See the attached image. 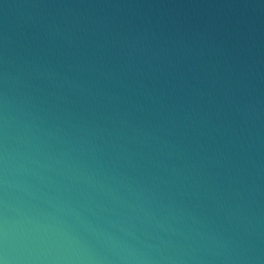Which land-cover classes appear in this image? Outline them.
Here are the masks:
<instances>
[{"label": "water", "instance_id": "95a60500", "mask_svg": "<svg viewBox=\"0 0 264 264\" xmlns=\"http://www.w3.org/2000/svg\"><path fill=\"white\" fill-rule=\"evenodd\" d=\"M0 264H264V0H0Z\"/></svg>", "mask_w": 264, "mask_h": 264}]
</instances>
